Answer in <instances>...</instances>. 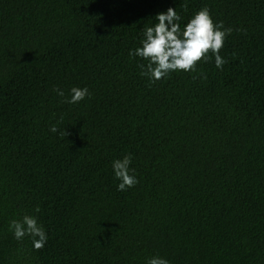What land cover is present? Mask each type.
I'll return each instance as SVG.
<instances>
[{
	"label": "trees",
	"instance_id": "1",
	"mask_svg": "<svg viewBox=\"0 0 264 264\" xmlns=\"http://www.w3.org/2000/svg\"><path fill=\"white\" fill-rule=\"evenodd\" d=\"M170 7L181 30L204 7L233 29L222 69L141 75L129 53ZM73 87L90 96L65 102ZM129 154L139 183L120 191ZM24 215L40 250L9 230ZM156 256L264 264V0H0V264Z\"/></svg>",
	"mask_w": 264,
	"mask_h": 264
},
{
	"label": "clouds",
	"instance_id": "2",
	"mask_svg": "<svg viewBox=\"0 0 264 264\" xmlns=\"http://www.w3.org/2000/svg\"><path fill=\"white\" fill-rule=\"evenodd\" d=\"M155 19L158 23L144 30L142 46L129 53L130 56H138L148 61L146 66L140 64L139 67L142 69L141 75L149 77L153 83L174 71L196 72L198 63L209 61L212 55L215 56L217 68L222 69L227 62L220 52L233 29L224 28L223 23L217 24L209 8L204 7L198 11L183 30L178 23L182 17L174 8L170 7L166 12L157 14ZM204 79H207L206 75ZM55 91L61 97L64 96L63 91L59 89ZM88 96L90 93L87 87H73L71 98L65 102L77 104ZM62 120L63 117L58 123ZM50 131L53 133L59 131L61 136L70 135L66 129L60 131L56 125H53ZM131 163V154L113 161L115 177L120 181L118 185L120 191H126L139 183L134 174L135 170L130 167ZM35 211L39 212V207ZM9 230L14 233L17 240L30 236L36 250L42 249L48 239L43 225L34 215H24L20 220H11ZM148 264H169V261L156 256L150 258Z\"/></svg>",
	"mask_w": 264,
	"mask_h": 264
}]
</instances>
